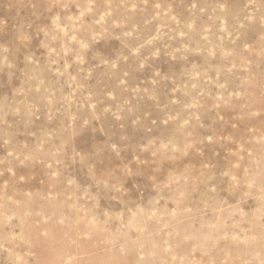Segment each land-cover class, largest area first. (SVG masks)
I'll return each mask as SVG.
<instances>
[{
	"label": "rangeland",
	"instance_id": "374dc122",
	"mask_svg": "<svg viewBox=\"0 0 264 264\" xmlns=\"http://www.w3.org/2000/svg\"><path fill=\"white\" fill-rule=\"evenodd\" d=\"M0 264H264V0H0Z\"/></svg>",
	"mask_w": 264,
	"mask_h": 264
}]
</instances>
